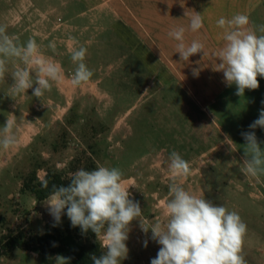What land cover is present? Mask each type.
Instances as JSON below:
<instances>
[{
    "label": "rangeland",
    "instance_id": "374dc122",
    "mask_svg": "<svg viewBox=\"0 0 264 264\" xmlns=\"http://www.w3.org/2000/svg\"><path fill=\"white\" fill-rule=\"evenodd\" d=\"M76 1L0 0V25L7 26V34L21 44L34 38L43 55L59 63L65 74L64 83L53 84L40 99L33 96V89L10 95L14 83L10 74L23 67L19 61H9V72L0 80V128L7 118H13L18 139L29 119L47 120L40 134L44 141L37 139L40 135L34 138L33 144L38 145L32 151V163L23 161L28 158L26 148L18 154V164L10 163L16 148L0 151V213L6 218L0 236L19 228L45 232L42 222L28 226L33 206L21 202L18 194L34 171L44 179L48 169L71 176L80 168L118 167L130 187V199L139 202L142 209L138 219L149 226L157 218L163 221L162 201L169 198L171 183L168 156L175 150L190 164V175L183 179L185 190L204 196L216 206L237 211L247 225L243 246L247 264H264V174L246 177L242 173L244 146L216 147L226 133L216 130L214 116L204 115L185 100L176 84L158 83L150 69L122 68L117 62L121 52L116 37L108 30L106 36L99 34L106 30L105 14L98 12L89 20L86 15L80 18L77 14L84 7ZM53 42L55 52L48 47ZM79 46L87 48L85 62L94 74L89 82L73 87L69 80L75 65L70 49ZM62 91L70 99L63 97ZM131 96L134 103L126 111L125 99ZM152 109L156 110L152 118L157 120L152 129L158 133L152 136L147 125L143 141V121ZM255 134L259 137L263 133ZM103 142L108 148L102 147ZM104 150L109 158L101 163ZM42 160L44 164H40ZM65 222L58 227L64 230ZM128 235L129 251L121 264H151L161 247L151 239V231L145 234L139 220H134ZM56 256L18 249L0 257V264H56ZM68 264L73 263L68 260Z\"/></svg>",
    "mask_w": 264,
    "mask_h": 264
},
{
    "label": "clouds",
    "instance_id": "9594fccd",
    "mask_svg": "<svg viewBox=\"0 0 264 264\" xmlns=\"http://www.w3.org/2000/svg\"><path fill=\"white\" fill-rule=\"evenodd\" d=\"M185 17L189 20L187 27L174 26L167 35L176 41L175 53H179L180 61L188 62L191 56L203 53L204 57L208 52L204 42L199 39L188 42L185 35L203 28V15L191 10L185 12ZM249 24L248 15L243 13L231 18L222 16L216 21L217 27L223 30V46L214 53L220 61L214 71L223 72L226 85H235V94L240 97H244L246 89L257 90L260 86L258 77H264V25L252 28ZM6 27L0 25V80L9 72V61L23 64L10 74L14 81L10 95L26 94L28 89H33V96L40 99L52 90L53 84L64 83L63 67L43 55L34 38L21 44L7 34ZM48 47L55 52L54 42ZM86 55L84 46L70 49V59L75 65L69 80L73 87L89 82L94 74L85 62ZM196 63L201 64V61ZM199 71L194 68L193 74L198 76ZM258 127L264 129V108L249 125L252 130ZM15 128L13 118H7L0 128V148L5 151L18 144ZM241 135L245 140L242 173L246 177L264 174V148H261L255 131ZM168 161L171 183L169 198L162 201L164 220L157 218L150 226L138 219L142 209L139 202L130 199V187L118 167L77 169L71 173L68 186L52 185L43 205L53 218V226L61 222L66 209L72 227H79L84 233L89 230L95 233L103 254L99 258L93 255V264H121L127 258L126 241L134 220H139L145 234L150 230L151 239L161 246L151 264H247L243 255L247 225L239 213L185 190L183 179L190 175V164L177 151L169 154ZM42 187L48 189L47 180ZM144 246L147 247V240ZM69 259L60 255L55 257L56 264H68Z\"/></svg>",
    "mask_w": 264,
    "mask_h": 264
},
{
    "label": "crops",
    "instance_id": "0c3cea01",
    "mask_svg": "<svg viewBox=\"0 0 264 264\" xmlns=\"http://www.w3.org/2000/svg\"><path fill=\"white\" fill-rule=\"evenodd\" d=\"M72 2L75 4V1ZM76 2L77 5L81 4L84 7V11L77 14L80 18L86 15L89 20L98 12L105 14L103 18L106 30L99 34L106 36L108 30L116 37L120 52L134 54L146 68L150 69L158 83L166 86L176 84L185 100L194 103L204 115L214 116L218 126L216 130L226 133L216 147L243 146L245 140L241 134L255 131V133H263L257 139L264 148V129L249 128V125L259 117L260 110L264 108L262 103L264 77H258L260 86L257 90L246 89L244 97H240L235 94V85H226L223 72L214 71L216 63L220 62L216 60L214 53L223 46V30L217 27L216 21L222 16L231 18L237 13H243L249 17V27L258 28L264 25V0H78ZM191 10L203 15L204 26L197 33L186 32V40L191 42L193 39H199L204 42L208 55L203 57V53H198L191 56L188 62H183L180 61L179 53H175L176 41L169 38L167 33L177 25L187 27L189 20L185 17V12ZM197 61H201V64H197ZM194 68L200 69L198 76L193 74ZM61 94L65 95L66 99H70L64 91ZM28 122V125L24 126V134L18 138L16 149L14 148L16 152L10 163H17L16 158L20 151L24 148L30 149L34 138L40 135L46 126L37 119H29ZM230 142L231 144H228ZM40 180L44 179L40 178ZM2 184L7 189L4 182ZM18 196L21 202H30L33 206L29 209L31 212L29 227H33L35 221L42 222L45 232L51 228H59L58 225L53 226V218L43 203H37L36 199L26 193H20ZM66 211L65 209L61 217V221H66L65 224L69 219Z\"/></svg>",
    "mask_w": 264,
    "mask_h": 264
},
{
    "label": "trees",
    "instance_id": "16d2710c",
    "mask_svg": "<svg viewBox=\"0 0 264 264\" xmlns=\"http://www.w3.org/2000/svg\"><path fill=\"white\" fill-rule=\"evenodd\" d=\"M117 62L123 65L122 68H140V70H144L147 72L148 68H146L132 53H124L121 52L117 57ZM88 65V64H87ZM134 72V69H131ZM136 72V71H135ZM138 72V71H137ZM135 99V98H134ZM133 97H128L125 99V103L128 102V106L125 107L124 110L128 111L133 103ZM57 103V102H56ZM156 110H151L148 113V116L143 121L142 127L143 130V141L146 140L144 135L146 126H149V131L152 136L155 133H158L156 130L153 131L152 127L156 124L152 117ZM50 113V111H48ZM40 115V114H39ZM151 117V118H150ZM150 118V119H149ZM44 123L47 124V120L43 119ZM155 121V122H154ZM137 123V122H136ZM40 142L44 141L41 135L37 138ZM37 140V141H38ZM39 142V143H40ZM176 143V142H174ZM38 143L36 142L30 147L28 158H24L23 161L33 162L34 158V148L37 147ZM103 148H108V145L105 143H101ZM168 145V144H167ZM175 145V144H174ZM177 146V144H176ZM33 149V150H32ZM36 149V148H35ZM32 152V153H31ZM93 153L97 154L96 150ZM101 163L109 158L107 152H101ZM20 161H17L18 164ZM44 160L40 161V164H44ZM40 167V165H39ZM38 168V167H37ZM85 170H88L85 168ZM93 170V169H90ZM70 178L68 174H65L57 169H48L46 172V176L44 180H40L37 176L36 171H34L30 178L26 180V182L21 187L20 193H26L29 196H32L36 199L37 203L42 204L49 192L51 191L52 185L56 186H68L70 183ZM47 180L49 183L48 189L42 187L44 181ZM6 223L5 215L0 213V226ZM23 250L29 251L32 253H37L39 255H60L66 258H70L73 264H93L91 257L95 255L99 258L103 254V249H101L100 243L97 240L95 233L89 230L87 233L81 231L79 227H72L71 222L68 219L66 223V227L64 230L60 228H51L48 229L43 234H37L32 231H27L26 229H18L9 231L7 234H2L0 236V257L8 256L12 254L15 250Z\"/></svg>",
    "mask_w": 264,
    "mask_h": 264
}]
</instances>
